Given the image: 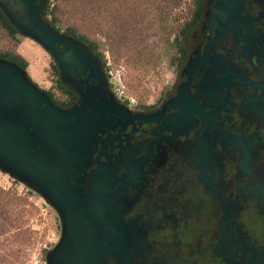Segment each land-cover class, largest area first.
Segmentation results:
<instances>
[{"label":"flooded vegetation","instance_id":"af4514ba","mask_svg":"<svg viewBox=\"0 0 264 264\" xmlns=\"http://www.w3.org/2000/svg\"><path fill=\"white\" fill-rule=\"evenodd\" d=\"M201 4L177 85L145 111L28 11L61 92L37 102L0 71V139L59 206L53 264H264V0Z\"/></svg>","mask_w":264,"mask_h":264},{"label":"rangeland","instance_id":"374dc122","mask_svg":"<svg viewBox=\"0 0 264 264\" xmlns=\"http://www.w3.org/2000/svg\"><path fill=\"white\" fill-rule=\"evenodd\" d=\"M196 2L202 1L35 0V6L44 26L94 63L116 103L145 111L163 106L179 81L177 42ZM0 9L16 29L10 35L0 23V64L19 71L45 100L49 89L59 96L54 59L33 32L27 6L0 0ZM59 219V206L42 186L0 159V264H53Z\"/></svg>","mask_w":264,"mask_h":264},{"label":"water","instance_id":"95a60500","mask_svg":"<svg viewBox=\"0 0 264 264\" xmlns=\"http://www.w3.org/2000/svg\"><path fill=\"white\" fill-rule=\"evenodd\" d=\"M19 1L23 4H25L28 8V11H30L32 13L31 19H32L33 23L35 24L36 30H39L42 33H47V34L51 35V37L55 40L69 43L82 52V50L77 45H75L74 43H72L68 39L61 38L55 32H53L51 29L47 28L46 26H44L40 22L37 14H36L35 0H19ZM36 36L38 37V39H40L44 43L45 46L48 47V44L42 39L41 36H38V35H36ZM0 71L6 72L8 74H13V76L15 77V82L19 86V89H18L19 93H21V94L25 93L26 95H28L30 98L36 100L37 102H39L40 100L45 101V99L35 90V88L33 86L27 84L22 79L19 71L13 69L12 67L2 65V64H0ZM20 151L21 150L18 149L17 147H15L13 145V143L0 139V159H1V161L3 163H5L6 165H8L10 168H12V170L14 172L21 174V175H24L26 177H29L34 182L41 185L40 183H38L36 181V178H38V176L35 173H33V171L30 169L31 167L30 168L26 167L28 169L27 172H29V173H25V172L16 170V167L19 166L21 164L22 160L24 159L23 155H17ZM41 186L46 191V193H48L49 195H50V193H52L51 189H48L43 184Z\"/></svg>","mask_w":264,"mask_h":264},{"label":"trees","instance_id":"16d2710c","mask_svg":"<svg viewBox=\"0 0 264 264\" xmlns=\"http://www.w3.org/2000/svg\"><path fill=\"white\" fill-rule=\"evenodd\" d=\"M202 1V0H201ZM202 2H196V6L194 11L191 14L190 20L184 25L182 31H181V37L178 39V52L180 59H184L185 56H187V49L189 45V39H190V33L193 30V28L198 23L201 12H202ZM0 23L1 25L7 30V32L10 35L16 34V29L12 26L11 22L7 18V16L4 14V12L0 9ZM11 60L21 66L22 68H26V61L22 59L19 55H13L11 57Z\"/></svg>","mask_w":264,"mask_h":264}]
</instances>
